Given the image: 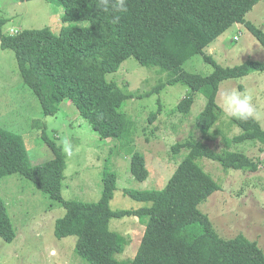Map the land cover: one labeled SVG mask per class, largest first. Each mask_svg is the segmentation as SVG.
Here are the masks:
<instances>
[{
    "label": "trees",
    "instance_id": "16d2710c",
    "mask_svg": "<svg viewBox=\"0 0 264 264\" xmlns=\"http://www.w3.org/2000/svg\"><path fill=\"white\" fill-rule=\"evenodd\" d=\"M48 1L63 8V22L88 21L89 25H66L57 34L48 28L4 34L6 21L0 17V48L14 52L22 81L39 101L45 117L55 116L63 101L69 100L100 138L131 137L133 126L121 111L127 96L106 79L130 57L142 66L156 67L161 75L167 74L166 81H160L153 91L179 82L190 89L178 104L180 113L190 110L195 93H203L205 106L195 120L202 132L221 118L216 94L222 81L242 78L250 70L264 71V63L254 60L222 67L204 52L234 24L245 26L264 48V32L245 20L261 0H127L128 11L119 14L118 24L111 23L110 16L97 8V0ZM196 55L213 66L212 73L202 76L183 69V64ZM155 117L152 114L151 119ZM230 121L241 130L232 138L234 143L256 141L264 146V131L256 120ZM41 137L53 158L31 165L22 138L0 125V178L18 174L64 208V215L55 221L54 235L58 239L76 236L74 251L89 264H121L114 256L123 251V241L109 230V220L127 215L146 218L131 264H264V253L256 242L243 235L220 237L197 208L220 186L196 160L207 158L225 169L256 172L258 163L243 153H216L194 140L176 143L173 152L186 148L188 154L162 189L123 190L134 201L151 205L114 212L109 208L116 189L111 171L102 175L98 202L62 198L65 155L46 133ZM130 173L138 181L148 177L145 159L137 152L130 157ZM15 237L16 230L0 197V238L12 243Z\"/></svg>",
    "mask_w": 264,
    "mask_h": 264
},
{
    "label": "rangeland",
    "instance_id": "374dc122",
    "mask_svg": "<svg viewBox=\"0 0 264 264\" xmlns=\"http://www.w3.org/2000/svg\"><path fill=\"white\" fill-rule=\"evenodd\" d=\"M62 14L63 8L55 1L0 0V17L6 21L2 28L4 34L43 28L57 34L66 25H89L88 21L63 22ZM245 20L264 32V0L245 15ZM204 52L222 67L240 65L247 60L264 63V48L240 24L230 26ZM183 69L205 76L212 73L213 66L201 55H196L183 64ZM167 77L156 67L140 65L133 57L123 61L117 71L106 75V79L114 82L127 96L121 111L131 122L133 131L128 140L100 138L69 100L63 101L55 116L45 117L39 101L22 81L14 52L0 48V125L22 138L31 165L53 158L42 140V133L60 146L66 161L61 190L64 200L98 202L104 171L114 173L116 189L109 202V208L114 212L135 211L151 205L150 202L134 201L125 196L123 190L162 189L188 154L186 148L173 152L172 146L176 143L194 140L216 153H243L258 163L256 172L225 169L207 158L196 160L220 186L197 208L208 217L220 237L229 239L243 235L256 242L264 253V146L256 141H232L241 130L232 125L225 114L220 95L225 89L251 94L261 114L255 120L264 131V71L250 70L242 78L219 84L216 103L222 115L207 132L200 131L195 125L205 106L203 93H195L190 110L180 113L178 104L190 92L184 83L165 85L153 91ZM152 114L156 116L153 119ZM65 139L70 144L71 156L63 150ZM134 152L145 159L148 177L144 181L131 176L130 157ZM0 197L16 230L12 243L0 238V264H89L74 251L76 236L55 237V221L64 215L65 209L31 181L18 174L1 177ZM145 224L146 218L135 215L109 220V230L123 241V251L114 256L121 264H131Z\"/></svg>",
    "mask_w": 264,
    "mask_h": 264
},
{
    "label": "clouds",
    "instance_id": "9594fccd",
    "mask_svg": "<svg viewBox=\"0 0 264 264\" xmlns=\"http://www.w3.org/2000/svg\"><path fill=\"white\" fill-rule=\"evenodd\" d=\"M97 8L110 16V22L118 24L120 13L128 11L127 0H97ZM223 110L229 118L241 121L260 118V112L253 103L251 94L237 89H225L221 94ZM64 152L72 155L71 147L67 139L63 141Z\"/></svg>",
    "mask_w": 264,
    "mask_h": 264
}]
</instances>
